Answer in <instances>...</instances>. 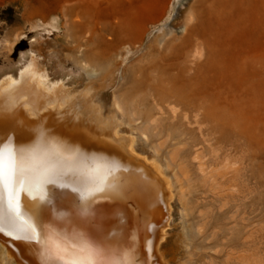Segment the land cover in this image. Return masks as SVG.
Segmentation results:
<instances>
[{"label":"bare ground","instance_id":"1","mask_svg":"<svg viewBox=\"0 0 264 264\" xmlns=\"http://www.w3.org/2000/svg\"><path fill=\"white\" fill-rule=\"evenodd\" d=\"M179 2L181 6L190 2L183 7L186 11L182 24L166 32L169 40L164 37L157 41L155 53L142 56L146 65L138 69L142 81L139 79L135 89L148 93L146 100L153 113L143 112L141 102L128 112L118 92L122 78L117 59L120 65L126 63L131 52L130 47H124L113 60V48L127 44L124 38L129 30L122 24L116 30L108 27L109 41L95 35L98 41L101 38L102 52L96 53L97 49L86 59H77L76 69L67 70L62 58L52 52L54 49L44 54L41 45L42 49L34 45L40 41L34 39L18 62H7L0 68V142L7 143L11 137L25 156L23 162L16 156L17 166L22 163L26 174L40 182L39 190L33 186L24 193L17 192L12 199L13 204L21 200L24 217L12 224L5 219L2 225L0 236H5L10 246L0 239L2 264L20 263L12 249L18 255L22 249L32 258L26 261L30 264H155L165 253L162 244L175 196L173 176L168 174L169 159L171 153L175 158L182 151L184 143L178 141L180 145L173 148L170 157L161 159L159 146L151 147L152 151L144 147L148 129L163 132L164 115L175 120L178 111H184L179 107L182 105L194 113V119L203 116L213 130L231 132L243 145L249 137L262 133V122L254 117L264 115V56L260 52L235 51L234 41L247 39L258 28L252 14L255 9L260 13L264 0H173L171 9ZM70 3L64 0L57 8L72 16L75 6ZM70 22L77 28L75 22ZM41 28L49 34L59 33V19L54 17L34 29ZM94 31H89L91 37L84 38V45L96 40ZM22 37L14 28H7L0 45L11 50ZM87 59L108 64L90 67L93 61L88 64ZM50 74L57 78H50ZM108 90L112 95L106 103L103 96ZM165 102L169 103L167 108L163 107ZM232 103L233 108L227 107ZM180 117L188 119L185 111ZM30 135L40 138L37 146L27 140ZM8 155L6 151V164ZM57 173L63 174V182L57 179L56 184L43 183L44 178ZM207 174L203 172L202 177ZM84 193L87 195L80 199ZM41 194L50 198L41 199ZM99 195L121 197V201L93 199ZM26 198L31 207L25 205ZM6 204L4 197L0 208L7 211ZM82 206L89 209L88 214H82ZM27 217L38 221L40 229L34 230ZM37 231L38 241L28 239ZM86 241L91 247H85Z\"/></svg>","mask_w":264,"mask_h":264},{"label":"rangeland","instance_id":"2","mask_svg":"<svg viewBox=\"0 0 264 264\" xmlns=\"http://www.w3.org/2000/svg\"><path fill=\"white\" fill-rule=\"evenodd\" d=\"M62 1L64 0H0V39L5 30L10 27L14 28L18 35H23L11 50L0 45V68L7 62L14 64L18 62L21 53L30 50L34 39L40 41L34 45L39 49L43 47L44 54L47 51L50 52L49 49H54L55 51L52 52L62 58L60 59L65 62L67 70L76 69L78 60L86 59L97 49L96 53L102 52L104 46L99 41L102 37L104 41H109L108 38L110 39L111 36L109 37L106 33L109 26L111 28L108 30L113 28L116 30L122 24L129 30L125 36L127 39L124 38L127 44L113 48L112 53L115 55L113 60L117 59L116 56L125 49L124 47H130L128 50L131 49V52L128 55L127 64L120 65L121 60L117 59L116 67L119 64V77L122 78V81L121 79L119 81L118 92L123 95L122 102L128 112L134 108V104L141 102L144 105L141 107L143 112L153 113L147 101L148 93L135 89V84L142 81L138 69L146 65L142 56L146 53H155L158 50L157 41L164 39L167 31L180 27L186 11L183 7L186 8L190 2L186 6H181L179 2L171 9L173 0H70L75 10L72 16H67L64 10L57 8L58 3ZM260 10V13L258 9L252 12V21L258 28L249 34L247 39L237 38L234 41V47H237L235 51L246 50L251 54L260 52L264 56V3L260 5ZM54 17L60 22L59 33L53 31L49 34L42 28L39 31L34 29L37 24H48ZM70 21L75 22L77 28L70 26ZM88 26L94 28L89 29ZM161 27L163 29L159 32ZM74 29L78 30L76 34ZM92 30L97 31H94L96 33L94 37L98 34L99 38L100 34L101 38L98 41L96 36L94 39L97 42L93 44L95 42L93 41L86 46L84 41L91 37L88 35H91L89 31ZM81 35L84 36L82 39ZM165 38L169 40L168 37ZM78 42L82 48L77 47ZM78 48L79 53H77ZM139 59L142 61L139 62ZM87 60H85L87 63L93 61V59ZM93 62L97 63L95 60ZM93 62L90 63V67L102 68L108 64L107 62L93 64ZM114 66L115 64L112 68ZM13 74L16 75V71ZM50 78L56 79L57 76L50 74ZM87 83L88 80H85L84 85ZM111 95V90H108L103 100L106 103L109 102ZM233 103L227 107L233 108L235 105ZM168 104V102L163 103V107L167 108ZM172 105L178 106L175 103ZM226 105L221 103V106L226 107ZM179 107L186 112L187 121L180 117L184 111L179 110L177 118L173 121L168 119V114L164 115L163 132L157 134L148 129L149 139L144 145L148 151H152L151 147L159 146L158 156L161 159L170 157L172 154L169 159L171 161L167 159L170 162H168V174L173 176L175 186L167 237L162 244L165 255L163 254V259H158L155 264L159 262L163 264L164 261H167L164 264H264V115L254 117L258 123L262 122L263 128L259 125L262 133L258 132L249 137L243 145L238 139V142L235 141L236 136L231 132L215 131L212 125L210 127L209 123L203 119V116L199 115L194 119L192 111H186L182 105ZM38 139L40 138L30 135L27 140L32 146H37ZM178 141L180 144L184 143V146L182 151L174 155V158L171 151L173 152V148L180 145ZM203 172L208 173L205 178L202 177ZM74 198L79 201L77 195ZM93 199L121 201V197L116 199V197L102 195L95 196ZM123 200L129 203L126 198ZM28 201L29 199L24 201L25 205L31 207L33 204ZM0 239L4 241L2 242L5 243L4 245L10 247L5 236H0ZM14 245L19 248L15 242ZM20 251V255L17 254L16 249H12L11 253L16 255L15 258L19 260V264H30L28 262L32 261V258L22 249ZM1 253L2 251L0 264L3 263ZM25 256H27L26 259Z\"/></svg>","mask_w":264,"mask_h":264},{"label":"snow or ice","instance_id":"3","mask_svg":"<svg viewBox=\"0 0 264 264\" xmlns=\"http://www.w3.org/2000/svg\"><path fill=\"white\" fill-rule=\"evenodd\" d=\"M44 133L41 132L40 136L43 137ZM15 148V152L13 149ZM8 152V162L5 163V152ZM19 156V160L23 162L25 160V156L22 154L18 145L13 143L11 137L8 138L7 143L0 142V202H3V198H7L6 209L0 208V231L3 230V223L5 219L9 224L15 222L16 219L24 217V213L21 211V200L16 199V203H12L13 197L17 192L24 193L29 190L33 186L36 190L40 189V182L35 176H29L26 174L25 169L21 163V166H17L16 156ZM7 169V170H6ZM57 179L63 182V174L57 173L50 175L43 179L44 184H56ZM27 186V187H26ZM87 193L81 195L80 199H84ZM41 199H47L44 194H41ZM8 212L12 214H8ZM82 214H88L89 209L86 206L81 207ZM32 224L34 230L40 229V224L38 221L32 219V217H27ZM28 239H35L38 241L40 239V232L37 231L35 237H28ZM85 247H91V245L86 241Z\"/></svg>","mask_w":264,"mask_h":264}]
</instances>
